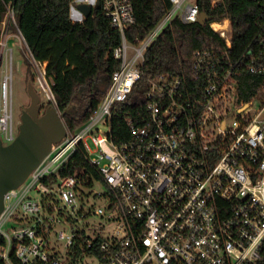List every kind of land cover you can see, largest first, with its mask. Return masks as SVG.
Here are the masks:
<instances>
[{
    "label": "built area",
    "instance_id": "1",
    "mask_svg": "<svg viewBox=\"0 0 264 264\" xmlns=\"http://www.w3.org/2000/svg\"><path fill=\"white\" fill-rule=\"evenodd\" d=\"M100 1L120 33L113 50L119 67L86 121L66 128L26 180L4 193L2 264H264V0H251L260 6L257 31L236 56L227 50L230 20L205 22L226 49L192 53L189 88L184 71L148 73L145 52L173 18L198 22L197 0H169L152 30L133 42L124 34L134 21L131 0ZM96 2L72 0L71 21L85 18L79 3ZM8 14L15 24L10 6ZM2 24L1 51L9 41ZM32 59L38 90L56 107L46 63ZM243 71L257 76L249 99L241 96ZM6 86L5 77L3 144L15 137ZM77 149L101 174L103 189L82 187L76 175L42 181Z\"/></svg>",
    "mask_w": 264,
    "mask_h": 264
},
{
    "label": "trees",
    "instance_id": "2",
    "mask_svg": "<svg viewBox=\"0 0 264 264\" xmlns=\"http://www.w3.org/2000/svg\"><path fill=\"white\" fill-rule=\"evenodd\" d=\"M72 0H0L1 25L8 7H12L15 27L22 34L33 58L45 62L46 77L56 100V108L65 112L62 119L68 131H74L87 119L90 110L101 99L111 73L119 67L113 50L120 44V33L111 27L97 0L89 16L81 22L70 19ZM134 21L125 27L129 42L148 34L169 10V0H131ZM200 12L210 21L228 18L231 23V56L238 55L256 33L255 19L260 6L251 0H221L214 6L210 0H197ZM198 49L222 53L225 42L208 22L185 23L173 18L145 52L148 73L175 74L184 71L188 88L195 79L190 72L192 53ZM256 75L243 71L239 78L241 96L249 99L254 91ZM244 84H251L248 89ZM242 85V86H241ZM59 176L76 175L82 187H104L98 170L77 149L55 174L45 177L48 183ZM87 195L88 191H81ZM0 264L2 261L0 260Z\"/></svg>",
    "mask_w": 264,
    "mask_h": 264
},
{
    "label": "water",
    "instance_id": "3",
    "mask_svg": "<svg viewBox=\"0 0 264 264\" xmlns=\"http://www.w3.org/2000/svg\"><path fill=\"white\" fill-rule=\"evenodd\" d=\"M77 8L84 17L89 16L92 10L86 3H79ZM209 19L206 13L201 12L198 22L204 24ZM27 93L30 101L20 114L17 134L7 144L0 139V212L4 193L19 187L49 153L51 145L66 134L62 119L65 112L52 105L41 112V98L31 82L27 84Z\"/></svg>",
    "mask_w": 264,
    "mask_h": 264
},
{
    "label": "rangeland",
    "instance_id": "4",
    "mask_svg": "<svg viewBox=\"0 0 264 264\" xmlns=\"http://www.w3.org/2000/svg\"><path fill=\"white\" fill-rule=\"evenodd\" d=\"M4 21L3 36L8 38L9 41L2 51L0 49V93L1 83L6 77L7 96L11 100L13 133L16 135L18 132V124L20 123V114L30 101L27 93L28 82H31L34 89L39 92L36 80L38 71L30 52L23 42L20 32L15 27L13 19L9 14L5 16ZM2 27L3 24L1 25V29ZM47 81L50 84L49 79ZM39 94L41 98V112H43L50 103L44 100L42 93L39 92ZM4 142L6 143L5 140ZM99 188L103 189L102 187ZM97 203L100 202L98 201ZM84 262H89V260L83 259V264H85ZM75 264H82V262Z\"/></svg>",
    "mask_w": 264,
    "mask_h": 264
},
{
    "label": "crops",
    "instance_id": "5",
    "mask_svg": "<svg viewBox=\"0 0 264 264\" xmlns=\"http://www.w3.org/2000/svg\"><path fill=\"white\" fill-rule=\"evenodd\" d=\"M72 15H73L75 18H77V19H81V18H82L81 15H80L78 12H75V11L72 12Z\"/></svg>",
    "mask_w": 264,
    "mask_h": 264
}]
</instances>
